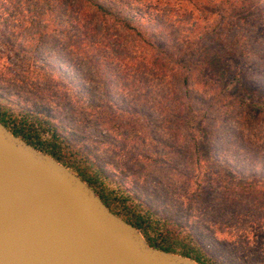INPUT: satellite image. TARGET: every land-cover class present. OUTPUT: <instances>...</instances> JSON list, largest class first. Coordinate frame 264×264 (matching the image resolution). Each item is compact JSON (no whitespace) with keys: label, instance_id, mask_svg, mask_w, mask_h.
<instances>
[{"label":"rangeland","instance_id":"1","mask_svg":"<svg viewBox=\"0 0 264 264\" xmlns=\"http://www.w3.org/2000/svg\"><path fill=\"white\" fill-rule=\"evenodd\" d=\"M230 2L206 0L212 17L216 11L230 16L225 17V29L244 18L252 32L245 38L237 32L228 43L226 58L202 52L192 57L197 51L192 46L182 50L178 58L182 67L176 65L169 80L179 87L181 72L186 71L193 101L201 115L206 110L209 129L202 128L213 132L214 141L199 137L196 141L193 134L200 133L195 128L179 125L178 113L183 118L185 112L173 98L165 99L167 108L157 107L152 96L118 90L113 78L102 82L93 78L79 53L62 48L68 43L60 35L47 36L38 43L41 50H32L33 30L18 19L0 22V94L15 107L37 111L39 118L42 114L45 127L61 134L62 150L74 152L85 170L97 175L93 182L97 190L118 198L131 196L135 203L138 199L160 217L159 229L166 235L190 239L212 264H264V179L250 174L254 157L245 152L246 146L251 153L264 149V116L258 115V105L264 107V88L247 80L252 64L243 58V53L255 56L253 43L264 46V26L258 25L259 10L251 7L250 0L245 2L247 10L236 2L229 10ZM19 24L22 27H16ZM111 33L113 44H129L140 54V43L124 28L112 26ZM208 47L207 52L214 51ZM59 48L67 60L80 59V73L72 63L56 61ZM200 60H206L203 64L210 72L224 67L222 82L215 80L220 78L216 73L205 76ZM139 61L132 59V70H142ZM110 64L117 69V61ZM236 69L245 79L247 93H239L233 82L227 85ZM102 71L105 78L112 72ZM157 86L167 91L166 85Z\"/></svg>","mask_w":264,"mask_h":264},{"label":"trees","instance_id":"2","mask_svg":"<svg viewBox=\"0 0 264 264\" xmlns=\"http://www.w3.org/2000/svg\"><path fill=\"white\" fill-rule=\"evenodd\" d=\"M248 1L231 0L229 10L234 7L235 2L246 8L245 2ZM250 2H252L251 7L259 10L258 25L264 26V0H250ZM213 14L216 17L214 21H212L214 17L211 16V12L207 8L206 0H0V22L18 19L20 23L28 25V28L33 30L32 50H41L38 45L40 41L52 34H58L68 43L62 48H70L79 53L80 58L86 63L85 65L91 69L93 78L101 79V82L113 78L114 84L118 85V90L134 92L140 96L145 94L144 96H148V98L152 96L155 100L152 102L153 106L167 108L168 104L164 102L165 99L173 98L174 102L177 101L178 107L185 112L183 118L178 113L180 116L177 120L179 125L189 129L195 128L196 133H200L198 136L193 134L195 140L199 137L198 139L206 138L214 141L213 132L202 128L204 126L209 129V126L205 124L207 118L204 119L206 110L201 115L200 106L193 101V93L190 92V78L186 71L181 72L178 79L179 87H174V84L169 81L174 76V71L178 70L176 65L179 68L182 67L178 62V58L183 54L182 50L186 52L192 46V49L193 47L197 49L196 52L192 51V57L196 55L195 53L202 52L207 56L226 58L229 49L228 43H231L230 41L235 38L236 33L239 32L245 38L252 32L249 24L243 22L244 18L235 19L225 29L227 21L225 17L230 16H227L223 11H216ZM112 26H120L133 36L136 39L135 43L137 41L140 43L138 51L140 54L136 55L129 44L126 46L113 44ZM16 27L22 26L19 24ZM12 31V29L9 30V32ZM71 31L77 36V43L73 41ZM261 32H264V29H261ZM53 41L55 42V39ZM255 41L257 42L258 39ZM157 42L163 46L158 48ZM142 44L144 48L141 51ZM209 45L214 47L213 52H207ZM53 47L58 48L59 46L57 47L53 43ZM251 47L255 54L253 58H248V55L243 53L244 61L247 58V61L251 60L252 64V68L247 71L253 70L252 76H247V80L264 88V46L253 43ZM62 48H59L58 52L56 51V54L59 55L56 61L60 64L72 63L80 73L82 71L80 59H77L76 62L72 59L67 60ZM42 50L45 49L42 47ZM105 50H108L109 53ZM133 58L140 60L139 67H142V70L139 68L132 70ZM114 61L118 63L117 69L110 64ZM170 61H173L172 64H169ZM200 61L201 65L205 66L200 70L206 73L205 76L216 73L220 78H215V80L222 82L221 77L226 72L224 67L210 72L209 67L203 64L206 60ZM107 63L109 64L107 65ZM121 64L126 65V69L120 68ZM127 66H130V69ZM189 67L187 66L186 69ZM102 69L112 72H107L108 75L105 78ZM160 78L164 81H160ZM231 82L237 86L239 93H247L248 90L243 85L246 84L245 79L239 69L235 70L233 76L227 81V85ZM157 85H166L167 91ZM180 89L183 90L182 94L179 93ZM224 92L228 93L227 89H224ZM232 96L236 97L237 95L232 94ZM137 99L141 100L140 97ZM26 109L19 108L18 111L13 112L15 121L8 130L38 150L52 156L70 170H74L89 186L95 187L93 182H97V175H92L89 170H85V165L79 163L74 152L62 150L61 134L45 127L44 124L47 122L42 114L39 118V112H29ZM258 109V115L264 116V107L258 105ZM28 116H31L33 120ZM262 123L261 126L264 128V119ZM46 133H50V137L44 138ZM252 151L246 146L245 152L254 157L251 160L250 174L264 179V149H261V152L251 153ZM99 191L105 195L101 194L106 206L113 213L138 228L150 246L179 253L201 264L213 263L194 246L190 239L166 235L159 229L157 221L160 217L150 208H144L143 203L138 199L135 203L131 196L130 199L128 196L118 198L116 195L105 194L101 188Z\"/></svg>","mask_w":264,"mask_h":264},{"label":"water","instance_id":"3","mask_svg":"<svg viewBox=\"0 0 264 264\" xmlns=\"http://www.w3.org/2000/svg\"><path fill=\"white\" fill-rule=\"evenodd\" d=\"M0 264H201L150 246L76 173L0 122Z\"/></svg>","mask_w":264,"mask_h":264},{"label":"flooded vegetation","instance_id":"4","mask_svg":"<svg viewBox=\"0 0 264 264\" xmlns=\"http://www.w3.org/2000/svg\"><path fill=\"white\" fill-rule=\"evenodd\" d=\"M26 111L29 110L28 107H26ZM18 106H14L11 99H4L3 95L0 94V122L7 128L10 129V126L13 124L14 120V111H18ZM29 119L33 118L31 116H28ZM10 131V130H9ZM11 132V131H10ZM22 139V138H21ZM72 171V170H71ZM86 182V181H85ZM87 183V182H86ZM95 193L100 197V199L103 201V198L101 196V192L97 190L95 187L90 186ZM104 195V194H102ZM105 196V195H104ZM104 202V201H103ZM105 203V202H104Z\"/></svg>","mask_w":264,"mask_h":264}]
</instances>
